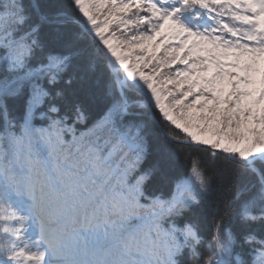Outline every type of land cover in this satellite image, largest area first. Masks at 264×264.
<instances>
[{
    "label": "snow or ice",
    "instance_id": "snow-or-ice-1",
    "mask_svg": "<svg viewBox=\"0 0 264 264\" xmlns=\"http://www.w3.org/2000/svg\"><path fill=\"white\" fill-rule=\"evenodd\" d=\"M0 264H264V0H0Z\"/></svg>",
    "mask_w": 264,
    "mask_h": 264
}]
</instances>
